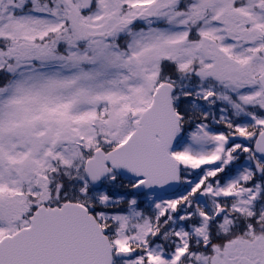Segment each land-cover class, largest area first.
I'll return each mask as SVG.
<instances>
[{
  "label": "snow or ice",
  "instance_id": "obj_1",
  "mask_svg": "<svg viewBox=\"0 0 264 264\" xmlns=\"http://www.w3.org/2000/svg\"><path fill=\"white\" fill-rule=\"evenodd\" d=\"M0 264H264V0H0Z\"/></svg>",
  "mask_w": 264,
  "mask_h": 264
}]
</instances>
